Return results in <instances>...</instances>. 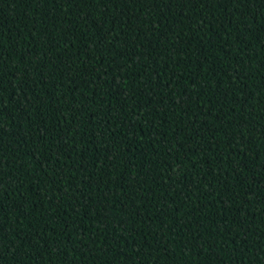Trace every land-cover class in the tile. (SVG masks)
Instances as JSON below:
<instances>
[{
	"label": "trees",
	"instance_id": "obj_1",
	"mask_svg": "<svg viewBox=\"0 0 264 264\" xmlns=\"http://www.w3.org/2000/svg\"><path fill=\"white\" fill-rule=\"evenodd\" d=\"M0 264H264V0H0Z\"/></svg>",
	"mask_w": 264,
	"mask_h": 264
}]
</instances>
